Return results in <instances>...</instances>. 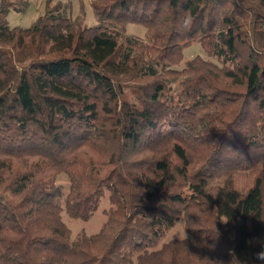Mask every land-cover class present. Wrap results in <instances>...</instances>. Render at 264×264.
<instances>
[{
    "label": "trees",
    "instance_id": "obj_1",
    "mask_svg": "<svg viewBox=\"0 0 264 264\" xmlns=\"http://www.w3.org/2000/svg\"><path fill=\"white\" fill-rule=\"evenodd\" d=\"M51 1L0 27V264H262L264 0H92V26ZM60 173L70 217L107 197L96 233Z\"/></svg>",
    "mask_w": 264,
    "mask_h": 264
},
{
    "label": "rangeland",
    "instance_id": "obj_2",
    "mask_svg": "<svg viewBox=\"0 0 264 264\" xmlns=\"http://www.w3.org/2000/svg\"><path fill=\"white\" fill-rule=\"evenodd\" d=\"M57 1L65 4L68 3L70 5L69 16L71 18H82L83 24L87 26L96 24L90 6L92 0H52L51 4H54ZM26 2L28 3V7L24 13H18L11 10L6 18L0 20V27L3 24H8L10 27H28L37 18V16L44 12L46 0H26ZM126 33L142 39L146 38V30L140 25H127ZM195 55H201L204 58H208L204 54L200 44L195 42L184 50L183 60L177 68H182L184 64ZM56 184L59 185L62 190V197L60 200V204L62 206L61 219L69 228L71 239H74L79 232H84L87 235L96 233L106 218L104 211L109 208L107 197L101 200L98 209L93 213L89 220L82 221L80 219H74L69 215L70 205L64 201L70 185L68 176L65 173H60L56 178ZM187 236L188 234L185 231L184 220L180 219L165 232L160 243L166 242L170 239L185 238Z\"/></svg>",
    "mask_w": 264,
    "mask_h": 264
},
{
    "label": "clouds",
    "instance_id": "obj_3",
    "mask_svg": "<svg viewBox=\"0 0 264 264\" xmlns=\"http://www.w3.org/2000/svg\"><path fill=\"white\" fill-rule=\"evenodd\" d=\"M193 20L190 15H185L181 22V27L184 30H190L192 27ZM146 34V33H145ZM255 259L258 261H261L262 264H264V250H261L255 254Z\"/></svg>",
    "mask_w": 264,
    "mask_h": 264
}]
</instances>
